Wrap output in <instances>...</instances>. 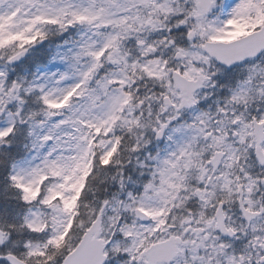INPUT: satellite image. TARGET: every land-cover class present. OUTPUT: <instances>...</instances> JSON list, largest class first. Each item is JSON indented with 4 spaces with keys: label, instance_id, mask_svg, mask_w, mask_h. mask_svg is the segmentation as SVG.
<instances>
[{
    "label": "snow or ice",
    "instance_id": "6c2138e0",
    "mask_svg": "<svg viewBox=\"0 0 264 264\" xmlns=\"http://www.w3.org/2000/svg\"><path fill=\"white\" fill-rule=\"evenodd\" d=\"M0 264H264V0H0Z\"/></svg>",
    "mask_w": 264,
    "mask_h": 264
}]
</instances>
